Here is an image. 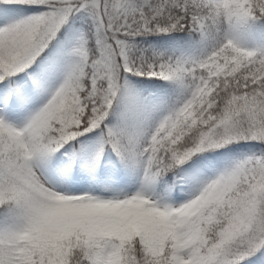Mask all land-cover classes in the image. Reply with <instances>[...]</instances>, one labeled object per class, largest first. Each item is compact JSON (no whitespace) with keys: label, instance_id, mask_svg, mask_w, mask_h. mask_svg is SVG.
Returning a JSON list of instances; mask_svg holds the SVG:
<instances>
[{"label":"snow or ice","instance_id":"1","mask_svg":"<svg viewBox=\"0 0 264 264\" xmlns=\"http://www.w3.org/2000/svg\"><path fill=\"white\" fill-rule=\"evenodd\" d=\"M0 264H264V0H0Z\"/></svg>","mask_w":264,"mask_h":264}]
</instances>
